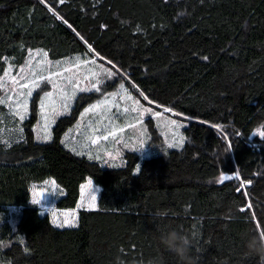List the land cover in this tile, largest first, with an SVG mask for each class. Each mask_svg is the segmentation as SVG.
Here are the masks:
<instances>
[{
    "label": "trees",
    "instance_id": "trees-1",
    "mask_svg": "<svg viewBox=\"0 0 264 264\" xmlns=\"http://www.w3.org/2000/svg\"><path fill=\"white\" fill-rule=\"evenodd\" d=\"M31 51L109 65L135 95L184 118L186 143L144 161L127 153L117 168L64 142L91 99L47 144L35 141L34 102L22 141L0 150V264H177L157 244L162 225L190 236L195 264H258L244 240L264 225V0H0V76ZM52 179L65 191L57 209H75L88 179L98 208L54 227L30 204L31 188Z\"/></svg>",
    "mask_w": 264,
    "mask_h": 264
},
{
    "label": "rangeland",
    "instance_id": "rangeland-1",
    "mask_svg": "<svg viewBox=\"0 0 264 264\" xmlns=\"http://www.w3.org/2000/svg\"><path fill=\"white\" fill-rule=\"evenodd\" d=\"M30 53L32 54L31 66H35L41 60L44 61L41 65L42 74L49 75L53 72L60 71L63 73V76L73 77L77 80L81 87H91V84L100 81L98 86L101 89L100 92H96L95 90L88 92L77 91L75 98L68 101V109L63 115H57L55 121L50 125V140L47 142L38 140L37 135L40 133L33 130L35 141L37 143L47 144L51 142L53 130L57 125V122L60 119L69 116L80 99H91L93 103L87 107L90 108L93 104H97L107 98L115 101L116 106L110 107L108 112L104 114H101L100 109H97L95 112L90 111L87 113L83 110L78 123L64 137V142L67 147L82 156H91L93 153L102 154L105 157L107 164H112L114 166L117 165V168L124 167L125 161L123 159L127 153H137L141 161H144L155 158L159 154H165L171 151H181L184 149L186 143L184 130L187 126L186 122H184V118L177 115L174 111L166 112L165 108L153 105L150 101L145 100L144 95H141V93H138L140 94L138 96L135 95L128 84L116 80L117 74L109 65L98 62L97 58L89 59L87 56H78L61 61H53L48 55L46 57L41 55V53H46L44 51H31L29 54ZM29 54L25 64L21 67H24L29 62ZM57 62H59V64H57ZM9 65L11 64L9 63ZM21 67L15 68L12 65L11 67H8V76L4 77L3 87H0L2 93L1 99L7 100L8 97L14 98V93L11 90L15 87L12 84V78H19ZM65 68L70 71L64 72ZM107 71H112L114 73L111 79L107 77ZM92 73H96V77H93L91 75ZM121 84L127 89V93L120 89ZM45 90L52 91L53 89L51 85H48ZM69 91L71 90L69 89ZM37 92H39L40 95H43V92H40L39 89L33 93V97L28 101L29 108L23 121H21L18 116L13 115L10 110L11 101L0 104L4 108L3 110H0L1 145L10 147L22 141L24 137V124L31 116V109L34 102H36L38 106V122L34 129L39 128L42 121L39 114V97L37 96ZM127 95H130L133 99H127ZM137 101L139 102L138 105L136 104ZM133 107H137L138 110L132 111L131 109ZM125 108H128L129 111L125 112ZM144 108H147L150 111L144 113ZM141 113L143 114L141 115ZM171 120L178 121L182 127L177 129L169 125L168 121ZM18 129H22V133L17 131ZM174 133H178L185 138L183 146L168 147L169 144L176 140V135H174ZM104 137H107V139H104ZM93 140H95V143L92 142ZM153 144H159L160 146L154 150ZM104 167L106 166L104 165ZM233 177L237 176L234 175ZM89 181H92L91 185H89ZM219 183L222 184L221 182ZM82 186L83 191H80V198L75 209H57L56 204L65 196V191L53 179L40 185H34L31 188L30 204L37 206L40 209L42 216L47 215L51 219L53 226L56 228L77 227L80 212L95 211L98 208L101 192L100 187L97 186L92 179H88ZM39 193H43L42 197L37 195ZM92 196L96 197L94 202L92 201ZM34 198L40 199V203L33 204L32 200ZM93 203L94 207H90ZM17 214V212H13L14 216ZM65 214H67L70 223L62 224L66 219ZM73 214H75L74 226H70L73 221Z\"/></svg>",
    "mask_w": 264,
    "mask_h": 264
},
{
    "label": "snow or ice",
    "instance_id": "snow-or-ice-1",
    "mask_svg": "<svg viewBox=\"0 0 264 264\" xmlns=\"http://www.w3.org/2000/svg\"><path fill=\"white\" fill-rule=\"evenodd\" d=\"M64 0H60V3H63ZM40 3L44 4L45 0H40ZM49 11L53 12L55 14V9L53 7H49ZM58 19H62V17L57 16ZM42 56L46 57L47 53H41ZM29 62L24 66L20 68V75L19 78H12V84L15 86L13 89H11L14 93L13 97H8L7 100L0 99V104L6 103L7 101H11L10 110L12 111L14 116H18L21 121L25 119V116L27 115L29 104L28 101L33 97V93L39 89L40 92H43V95H40L39 92H37V96L39 97V114L41 116V124L38 129H34V131L39 132L40 134L37 135V139L41 140L43 142H47L51 139V133H50V125L55 121V118L57 115H63L64 112L68 109L69 104L68 101L75 98V94L77 91L79 92H88L95 90L96 92H100L101 89L98 86L100 81H97L96 83L91 84V87H81L79 82L75 80L73 77H65L63 76V73L60 71L53 72L49 75L42 74L41 65L44 63L43 60L39 61L35 66H31V59L32 54H29ZM203 59H207V57H203ZM59 64V62H57ZM11 67V65H9ZM70 71L69 69L65 68L64 72ZM93 77H96V73L91 74ZM106 75L109 79L112 78L114 73L112 71H107ZM8 76V72H4V76H0V87H3V81L4 77ZM87 78V77H86ZM48 85L52 86V91H46ZM69 89L71 91H69ZM120 89L127 93V89L124 88V85H120ZM143 95V93H141ZM127 99L132 100L133 98L130 95L126 96ZM145 100H148L147 96H144ZM136 104L138 105L139 102L137 101ZM116 106L115 101L105 99L104 101L98 102L97 104H93L90 108L85 109V113L87 112H95L97 109L101 110V114H104L108 112L110 107ZM132 111H137V107H133L131 109ZM125 112H128L129 109L125 108ZM150 110L147 108L143 109V112H149ZM166 112H171V108H165ZM143 113H141L142 115ZM158 115V114H157ZM179 115V114H177ZM83 116V114H82ZM168 124L175 127L180 128L182 125L176 121L171 120L168 121ZM17 131L22 133V129H18ZM259 136L264 137V130L258 131ZM114 135V133H113ZM176 135V140L169 144L168 147H181L183 146L184 137L182 135H179L178 133H174ZM104 139H107V137H104ZM95 143V140L92 141ZM136 171H140V166H136ZM234 178L231 175H221L219 177V182L223 183L225 181L230 182ZM55 183V182H53ZM92 181H89V185H91ZM243 183V182H242ZM83 191V186L82 189ZM239 191V189H238ZM38 196L42 197L43 193L37 194ZM96 199L95 196H92V201L94 202ZM33 204H39L40 199L34 198L32 200ZM90 207H94V203L90 205ZM241 212H244V208L239 209ZM66 219L62 222L64 223H70L69 219L67 218V214H65ZM74 216L73 214V221L71 222L70 226H74ZM258 233L261 235H264V225L257 224ZM27 251V249H25Z\"/></svg>",
    "mask_w": 264,
    "mask_h": 264
},
{
    "label": "clouds",
    "instance_id": "clouds-1",
    "mask_svg": "<svg viewBox=\"0 0 264 264\" xmlns=\"http://www.w3.org/2000/svg\"><path fill=\"white\" fill-rule=\"evenodd\" d=\"M156 236L157 244L160 248L172 253L177 264H195L191 254L192 240L190 236L179 227L162 225L158 227ZM245 254L258 257V264H264V235L258 232H248L245 234ZM114 264H123L117 257ZM146 264H165L163 256L149 258Z\"/></svg>",
    "mask_w": 264,
    "mask_h": 264
},
{
    "label": "crops",
    "instance_id": "crops-1",
    "mask_svg": "<svg viewBox=\"0 0 264 264\" xmlns=\"http://www.w3.org/2000/svg\"><path fill=\"white\" fill-rule=\"evenodd\" d=\"M3 147H4V146L0 144V150H1ZM92 155L97 156V157L102 156L101 154H96V153H93ZM92 155H91V156H92ZM85 156H87V155H85ZM97 157H94V158H97ZM103 160H104V162L107 164V161H106L105 157H104Z\"/></svg>",
    "mask_w": 264,
    "mask_h": 264
}]
</instances>
